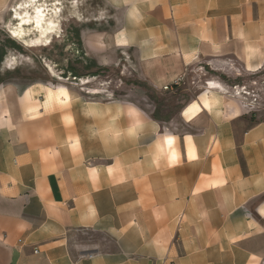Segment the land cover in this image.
Returning <instances> with one entry per match:
<instances>
[{
    "label": "crops",
    "instance_id": "0c3cea01",
    "mask_svg": "<svg viewBox=\"0 0 264 264\" xmlns=\"http://www.w3.org/2000/svg\"><path fill=\"white\" fill-rule=\"evenodd\" d=\"M113 5L137 32L80 52L136 55L161 96L200 62L264 69V0ZM21 82L0 79V264H264V122L243 104L209 89L162 122Z\"/></svg>",
    "mask_w": 264,
    "mask_h": 264
},
{
    "label": "rangeland",
    "instance_id": "374dc122",
    "mask_svg": "<svg viewBox=\"0 0 264 264\" xmlns=\"http://www.w3.org/2000/svg\"><path fill=\"white\" fill-rule=\"evenodd\" d=\"M24 1L0 0V79L3 81L20 79L24 85L42 84L56 91L81 93L88 100L136 104L162 122H170L195 96L214 89L243 104L255 122H264V69L245 72L237 63L200 62L181 80L178 87H182L177 92L161 96L138 74L136 55L121 51L109 53L105 55L106 66H97L94 60L97 54L85 56L80 52L81 41L100 32L113 34L123 29L137 32V25L141 23H120L119 18L114 21L120 15L113 5L118 0H60L64 8L60 24L65 14L68 20L57 34L62 37L50 47L40 48H28L20 40L11 38L14 10ZM44 1L50 5L57 2ZM72 17L76 20H71ZM112 43L109 39V44ZM56 75L71 80L59 81ZM72 75L90 78V83L83 86Z\"/></svg>",
    "mask_w": 264,
    "mask_h": 264
},
{
    "label": "bare ground",
    "instance_id": "6f19581e",
    "mask_svg": "<svg viewBox=\"0 0 264 264\" xmlns=\"http://www.w3.org/2000/svg\"><path fill=\"white\" fill-rule=\"evenodd\" d=\"M56 1L55 5H50L44 0H25L18 5L11 23L10 33L13 36L11 38L20 40L28 48L50 47L56 39H60L62 36L57 34L61 32L60 19L64 8H61L60 0ZM72 79L80 81L83 86L90 83V78L72 75ZM57 80L69 81L71 78L64 79L58 76ZM63 94L66 95L64 92Z\"/></svg>",
    "mask_w": 264,
    "mask_h": 264
},
{
    "label": "built area",
    "instance_id": "2783aa9c",
    "mask_svg": "<svg viewBox=\"0 0 264 264\" xmlns=\"http://www.w3.org/2000/svg\"><path fill=\"white\" fill-rule=\"evenodd\" d=\"M180 83H181V80L178 81L174 86H172V87H166L164 90L165 91H172L175 87H178L180 85Z\"/></svg>",
    "mask_w": 264,
    "mask_h": 264
}]
</instances>
